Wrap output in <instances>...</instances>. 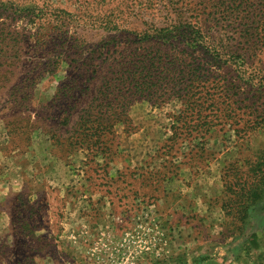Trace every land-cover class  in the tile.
Masks as SVG:
<instances>
[{
    "label": "rangeland",
    "instance_id": "obj_1",
    "mask_svg": "<svg viewBox=\"0 0 264 264\" xmlns=\"http://www.w3.org/2000/svg\"><path fill=\"white\" fill-rule=\"evenodd\" d=\"M178 18L244 65L145 37ZM196 65L221 79L201 99L178 83ZM251 226L264 236V0H0V264H264Z\"/></svg>",
    "mask_w": 264,
    "mask_h": 264
},
{
    "label": "trees",
    "instance_id": "obj_2",
    "mask_svg": "<svg viewBox=\"0 0 264 264\" xmlns=\"http://www.w3.org/2000/svg\"><path fill=\"white\" fill-rule=\"evenodd\" d=\"M233 8V7H232ZM236 6V11H237ZM235 9L233 8V11ZM179 16V15H178ZM213 19V18H212ZM152 33H148V32ZM145 37L148 39L158 37L157 39L162 40V43L165 44L167 41H169L172 38H180V41H183L186 46H189L193 48L195 51H202L203 54H205L207 57H209L210 60H213L214 62L220 64V65H244V62H240L239 59L234 55L233 51H229L227 49V46L225 45V42L221 40L218 37H214L209 33L208 27L204 28V25L202 23H199L196 21L195 23L187 22L184 19L178 18V20L174 23H171L170 26L167 27H150L148 31L144 32ZM252 36V34H250ZM238 57H241L238 55ZM242 61H245L244 56L241 57ZM181 60V59H180ZM209 60V61H210ZM183 61V60H181ZM181 61H179L181 63ZM176 63L177 69H179L181 66L180 63ZM184 62V61H183ZM153 64L145 62H142V65H138L136 68V71L138 68H140V72L138 74H142L143 68H147L148 73H152L153 69L155 68L160 70L158 67H152ZM194 66V64H193ZM137 74V75H138ZM135 73H132V75H129L130 81L132 78H136ZM251 73L248 74L250 76ZM134 76V77H132ZM220 75L216 74L215 72H206L204 68L199 67L196 65L195 68L190 67L186 69V67L182 68L178 73V80L179 84H185L188 82L187 85H185L183 90H186V92H190L192 94H197L198 98H202L200 95V89L205 88L206 86H210L211 89H214L211 93L209 90L206 95H211L218 90H216L217 84L220 82ZM122 81L124 79L121 77ZM154 80H156L155 84H161L163 81V77L159 75L157 78H153L152 75L146 76L140 80H137L136 82L139 84H147V83H153ZM125 82V81H124ZM208 84V85H207ZM205 85V87H204ZM112 102V101H111ZM201 108V105H199ZM111 109L110 105L108 107ZM199 109V108H198ZM106 115V113L104 114ZM103 115V116H104Z\"/></svg>",
    "mask_w": 264,
    "mask_h": 264
},
{
    "label": "crops",
    "instance_id": "obj_3",
    "mask_svg": "<svg viewBox=\"0 0 264 264\" xmlns=\"http://www.w3.org/2000/svg\"><path fill=\"white\" fill-rule=\"evenodd\" d=\"M256 227V226H255ZM254 226H251L249 227L247 233H246V243L249 244V247H250V250H251V253L253 254L252 257L254 255H259L261 254V252L264 250V236L261 235V233L263 232L262 230L259 231V229H257L258 227H256L255 229ZM244 242H238L237 241V244L239 246H237V252H241L242 251V245H243ZM228 247V246H227ZM225 247L223 249V252L227 253V255H231L232 252H234V250L227 248ZM244 258V257H243ZM247 259V258H246Z\"/></svg>",
    "mask_w": 264,
    "mask_h": 264
}]
</instances>
